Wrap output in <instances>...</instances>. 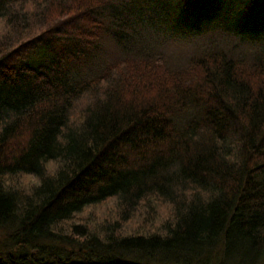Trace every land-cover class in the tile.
Listing matches in <instances>:
<instances>
[{
    "label": "trees",
    "instance_id": "16d2710c",
    "mask_svg": "<svg viewBox=\"0 0 264 264\" xmlns=\"http://www.w3.org/2000/svg\"><path fill=\"white\" fill-rule=\"evenodd\" d=\"M127 1L0 0V264H264V40L176 66L121 28L204 0Z\"/></svg>",
    "mask_w": 264,
    "mask_h": 264
},
{
    "label": "rangeland",
    "instance_id": "374dc122",
    "mask_svg": "<svg viewBox=\"0 0 264 264\" xmlns=\"http://www.w3.org/2000/svg\"><path fill=\"white\" fill-rule=\"evenodd\" d=\"M138 1L128 0L125 4H127V8H130L129 4L130 6L138 4L140 3ZM221 2L223 1L204 0L199 4L201 13L195 9L196 4L185 8L186 3H180L176 9L174 8L175 19L168 27L159 29L152 25L153 28L147 30L146 24L142 22L146 19H142L141 15L137 13L130 12L126 17V22L131 25L132 31H128L126 25L123 24L121 32H125V36L129 32L127 38L130 36L143 38L148 42L149 48H156L160 55L176 66L183 65L189 58L203 52L207 47L217 46L227 50L236 48L237 44L240 50L249 52L257 50L256 45L250 44L248 40L252 38L264 40V0H260L258 5L254 4L253 6L249 0H232L231 2L224 0L223 4ZM123 16V12L118 14V18H123ZM228 16L230 20L227 19ZM118 23L119 20L116 19L113 24L117 26ZM216 24L218 28L215 29L214 25ZM185 28L190 29L189 32H194L195 35L181 41L174 33L178 34ZM169 33H172L173 37ZM237 35L245 38L246 42ZM109 40L104 41L107 51L112 48ZM44 50L42 49V53L37 57L38 60L35 61L34 55H31L24 64L32 66L36 62L42 61Z\"/></svg>",
    "mask_w": 264,
    "mask_h": 264
},
{
    "label": "snow or ice",
    "instance_id": "6c2138e0",
    "mask_svg": "<svg viewBox=\"0 0 264 264\" xmlns=\"http://www.w3.org/2000/svg\"><path fill=\"white\" fill-rule=\"evenodd\" d=\"M49 167L51 168V167H53L52 165H49ZM29 179L31 180L32 178L31 177H29Z\"/></svg>",
    "mask_w": 264,
    "mask_h": 264
},
{
    "label": "clouds",
    "instance_id": "9594fccd",
    "mask_svg": "<svg viewBox=\"0 0 264 264\" xmlns=\"http://www.w3.org/2000/svg\"><path fill=\"white\" fill-rule=\"evenodd\" d=\"M0 23H2V22H0Z\"/></svg>",
    "mask_w": 264,
    "mask_h": 264
}]
</instances>
